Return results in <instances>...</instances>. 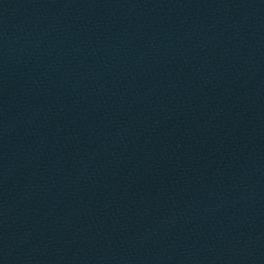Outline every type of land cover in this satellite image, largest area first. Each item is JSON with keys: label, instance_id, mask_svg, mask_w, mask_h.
Wrapping results in <instances>:
<instances>
[{"label": "water", "instance_id": "water-1", "mask_svg": "<svg viewBox=\"0 0 264 264\" xmlns=\"http://www.w3.org/2000/svg\"><path fill=\"white\" fill-rule=\"evenodd\" d=\"M0 264H264V0H0Z\"/></svg>", "mask_w": 264, "mask_h": 264}]
</instances>
